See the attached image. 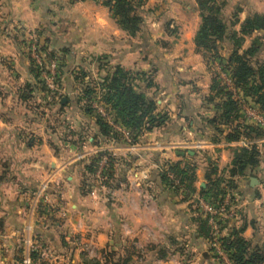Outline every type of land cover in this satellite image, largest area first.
<instances>
[{
	"label": "crops",
	"instance_id": "obj_1",
	"mask_svg": "<svg viewBox=\"0 0 264 264\" xmlns=\"http://www.w3.org/2000/svg\"><path fill=\"white\" fill-rule=\"evenodd\" d=\"M145 6L148 24L139 35L150 43L135 48L132 36L125 47L113 39L127 33L103 1L79 0L71 5L69 0H0V264H21V240L31 232L57 257L39 264H90L92 260L179 264L186 257L197 264H214L211 224L203 205L213 197L216 182L222 187L234 185L226 194L213 197L230 196L228 207L233 213L223 218V236L243 228L251 247L264 249V136L250 139L259 152V163L248 166L245 174L231 175L235 157L245 148L238 140L227 139L231 128L217 119L224 98L213 88L219 69L226 71L221 63L228 64L236 48L232 33L240 39V53L255 38L264 41V29L245 27L255 14L264 15V0H227L223 16L229 35L214 53L221 57L220 64L206 60L211 51L199 50L195 44L201 24L197 0H148ZM52 8L69 19L81 16L86 32L72 39L66 51L72 55L62 64L63 91L68 96L61 102L66 109L61 132L49 130L46 119L36 112L32 124L22 120L20 113L21 87L33 88L40 81L15 28L52 30L45 27L55 15ZM165 22H171V28ZM97 52L141 73L138 89L165 116L163 126L142 132L134 146L100 112L119 137L104 134L97 115L88 113L82 104L85 99L79 101L76 94L73 71H84L87 60L83 57L84 62L76 64L71 58ZM259 59H264V50ZM228 90H235L241 118L251 116L248 126L255 127L254 113H264L261 106L243 87L234 84ZM106 112L111 114L107 108ZM208 119L217 120V125ZM103 150L114 155L106 188L97 187L87 169ZM186 164L193 167V182L172 169ZM159 165L173 171L184 187L175 186ZM252 177L259 183L253 185ZM43 185L53 207L37 197Z\"/></svg>",
	"mask_w": 264,
	"mask_h": 264
},
{
	"label": "trees",
	"instance_id": "obj_2",
	"mask_svg": "<svg viewBox=\"0 0 264 264\" xmlns=\"http://www.w3.org/2000/svg\"><path fill=\"white\" fill-rule=\"evenodd\" d=\"M84 1V0H80ZM146 0H107L106 5L110 8L113 18L117 25L130 36H135L140 32L143 17L137 13L138 7L143 5ZM198 9L201 16V24L195 36V44L199 50L212 51L217 53L218 43L228 37V23L223 16V10L227 0H197ZM171 22H166V27L169 28ZM248 29H264V15L255 14L245 23ZM235 41V50L233 51L231 60L228 64H222L226 72L233 79V82L238 87H243L247 93L254 97L256 102L264 111V59L260 60L259 56L264 50V41L262 37H257L253 40L251 46L240 53L238 48L241 45L240 39L236 33L230 35ZM256 58V59H255ZM142 74L133 72L121 65H116L99 84L102 89L103 100L107 109L111 110L114 123L127 129L134 142L142 132L152 131L154 128L163 126L166 122L165 116L157 113L156 102L149 98L144 92L138 89L136 80ZM84 74L76 77L79 78L80 84L83 83ZM251 81L254 83L250 86ZM213 88L218 94L224 98L221 104V112L217 119L219 123H225L230 126L231 131L227 135L229 141H237L242 135L240 125L231 127L232 123L239 116V106L233 97L232 91L228 90L221 84V81L216 77ZM84 93V94H83ZM94 90L82 91L79 101L87 100L88 102L93 97ZM88 113L93 110L87 108ZM97 121L100 124L104 134H112L114 137H119V134L113 130L112 126L102 116L97 115ZM207 122L216 126L217 120L208 119ZM217 128V127H216ZM244 131L248 136H264V131L253 126L244 127ZM99 153L88 166L90 173L94 174L96 170V161ZM111 167L113 158H111ZM259 163V152L253 147L252 149H244L241 154L237 155L233 161V166L230 169L231 175L245 174L248 166H256ZM111 169V168H110ZM172 169L179 175L185 177L188 181L193 182L192 172L193 167L189 164L181 167L178 165L172 166ZM230 188H234L232 182H229L225 187L221 183H215L213 187V197L220 194H226ZM228 189V190H226ZM243 228H234L229 235H225L221 239L222 248L228 254L231 264H264V249L251 247V244L245 239ZM90 264H102L100 261L92 260ZM109 262L107 261V263Z\"/></svg>",
	"mask_w": 264,
	"mask_h": 264
},
{
	"label": "rangeland",
	"instance_id": "obj_3",
	"mask_svg": "<svg viewBox=\"0 0 264 264\" xmlns=\"http://www.w3.org/2000/svg\"><path fill=\"white\" fill-rule=\"evenodd\" d=\"M69 1L71 5H74L79 0H69ZM98 1H103L104 3H106L107 0H98ZM147 1L148 0L144 1L143 5L140 4V6L137 9V13L143 17L144 21L140 32H138L137 35L133 36L135 41L131 46H134L135 48L138 45L143 46L145 44L147 46L150 43L149 38L143 39V37L139 35L143 31V29L146 28V25L148 24V22L145 21L146 13L149 12L148 10L149 8L145 6L147 4ZM52 11L54 12L55 15H53L51 20L50 18L49 20L47 19L48 23L45 26L46 29L48 30L49 28H51L52 30L50 31H46L45 33H43L44 31L42 27L28 31L27 28H24L21 25L17 26L18 27V28L16 27L17 29L15 28L16 34L17 31L21 33L20 38L18 40L22 45L27 47V51H28L27 56L30 58L34 72L38 80L40 81V84L33 88L30 85H25V84L21 87V92L19 94L21 100L20 113L21 116L23 117L22 120H26L32 124L33 123L32 115L33 113L36 112L39 118L43 117V119H46V122L43 120L44 125L47 126L49 130L61 132L63 131L65 126L64 124L65 116L63 115V113L66 111V109L63 108L61 102L63 100L62 97L64 95L65 97L68 96V93L63 91L62 64L65 60H67L68 56L71 57L72 55V54L69 55L66 52L68 48H71L73 44L72 39H77L78 35L81 36L83 34H86V32L84 29L85 25L82 22L83 18L81 16L79 18L71 17L69 19L67 15L62 16V14L58 13V9L56 8H52ZM169 28H171V26ZM88 39L91 41L94 40V38L91 37ZM113 39L118 40L120 44L124 46L126 44L125 43L126 39H128L129 42L131 38H130V34L127 33V34H121L115 36V38ZM97 53L94 56L93 55L87 56V54L85 55L82 54V58L81 57L79 58L76 57L75 59L71 58V62L72 63L76 62V64L77 62L83 63L84 62L83 57H86L87 68L84 71L79 69L73 71L74 73L76 72L75 77L80 78V76L84 74L83 77L84 81L82 84H80L81 80L79 78L76 80L77 81L76 94L78 95V93L80 94L82 93V91L94 90V93H92L93 97L91 98V100L89 102L85 100V103L82 102V104L85 110L87 108L92 109L96 115H99L100 109L106 112V108H107L103 100L102 89L99 84L102 82L103 78L110 71H112L115 68V66L118 64H116L117 62L113 61V59H108V57L105 55L104 52L101 54L99 53L97 54ZM206 60L213 63L214 62H218L219 64L221 63V57L220 56L215 57V54L212 51L209 52V54H206ZM46 95H48V99L47 98L44 99V96ZM234 99L237 101V97H234ZM95 104L97 105V107L95 106ZM240 114L241 113L239 112V116L232 123L231 127L240 125L242 135L240 136L239 139L243 137L247 139H251L253 135L248 136L244 131V127L251 125L252 123L251 121L253 119L251 116H249L248 118L246 117L241 118ZM255 123L256 122L254 121V124ZM255 127L258 126L256 125ZM258 128L261 129V131H264V128H260V127ZM184 249L185 248L183 247V252ZM222 250L224 253L220 254L215 252L214 249L212 248V255L214 259L213 263L231 264L228 254L225 252L223 248ZM183 254L186 255L187 253L184 252ZM185 255L184 257H186ZM187 258L188 257L184 258L183 261H181L179 264H197V262L195 261L191 262ZM157 264H161V263H157Z\"/></svg>",
	"mask_w": 264,
	"mask_h": 264
},
{
	"label": "built area",
	"instance_id": "obj_4",
	"mask_svg": "<svg viewBox=\"0 0 264 264\" xmlns=\"http://www.w3.org/2000/svg\"><path fill=\"white\" fill-rule=\"evenodd\" d=\"M214 63L218 64V62H214ZM218 74L222 78V80H224V85L226 86L227 89L233 88L234 82L228 72L224 71L223 69H219ZM231 91L235 92V90H231ZM240 104L242 106L244 102L241 101ZM95 106L97 107L96 104ZM100 112L110 122H112L115 129L122 134L124 141L129 146L135 145L133 137L127 129L119 125H116L113 122L111 114H109L108 112H104L102 109H100ZM254 114H255L254 120L256 122L255 124L260 128H264V113H254ZM237 143L245 149H251L253 145L250 139L244 137L239 139ZM98 154L99 152L97 153V155ZM101 154L103 155L99 156L98 160L96 161V170L93 174V178L97 187L106 188L110 178V168H111L110 163L112 160L111 158H113L114 155L109 150H103ZM158 169L163 174H166L174 182L175 186H178L179 188L184 187L173 171H170L168 168L165 169L163 166L160 165L158 166ZM36 194L39 200L43 201L50 207L54 206L53 201L47 191L46 185H43ZM229 205H230L229 195L219 197L218 199L212 197L211 200L208 199L204 201V205H203L211 224L210 225L211 246L215 252L220 254H223L222 243H221V239L223 237V231H222L223 218H226L231 213H233V211L229 212V207H228ZM29 231H32V228L29 227ZM20 246L22 253L21 264H39L47 260L57 259V257L53 253V250L47 244L40 241L36 237V235L33 234V232L26 234L25 236L22 237Z\"/></svg>",
	"mask_w": 264,
	"mask_h": 264
},
{
	"label": "water",
	"instance_id": "obj_5",
	"mask_svg": "<svg viewBox=\"0 0 264 264\" xmlns=\"http://www.w3.org/2000/svg\"><path fill=\"white\" fill-rule=\"evenodd\" d=\"M251 183H252L253 185H255V184L259 183V181L257 180V178L252 177V178H251Z\"/></svg>",
	"mask_w": 264,
	"mask_h": 264
}]
</instances>
